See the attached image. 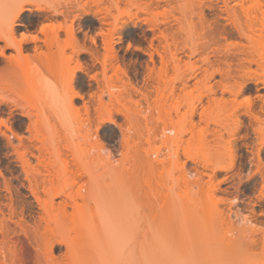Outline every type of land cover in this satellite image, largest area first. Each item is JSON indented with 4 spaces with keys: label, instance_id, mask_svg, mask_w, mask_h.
Segmentation results:
<instances>
[{
    "label": "rangeland",
    "instance_id": "rangeland-1",
    "mask_svg": "<svg viewBox=\"0 0 264 264\" xmlns=\"http://www.w3.org/2000/svg\"><path fill=\"white\" fill-rule=\"evenodd\" d=\"M9 1L0 0V21L4 19V10L11 5ZM57 1L56 3L58 4L66 0ZM84 1L86 3L89 2V0ZM110 1L93 0L91 2L90 0V4L88 3L90 7L88 6L89 8H87L92 12L74 21V28L77 29L76 36L79 43L84 44L87 49H90V47L95 49L90 42V39L95 37L96 50L98 51L97 61L91 59L86 53L79 55L78 60L83 65L82 71L75 70V63H72L70 66L60 68H47L43 64H38L37 68L30 67L32 65L23 66L16 69L14 73H7L4 71L5 61L0 59V117L8 119L13 128L23 137L22 145H18L19 141L13 139L14 145L20 146V151L27 152L29 158V154H38L36 148L42 146L47 151L45 155L46 163L53 166L59 165L61 161H70L72 157L71 151L75 149H78L81 155L86 152L93 157L102 155L105 159L109 158L114 167L122 164L130 169V163L135 157L133 159V161H136L135 179L132 182L136 183L137 197L134 204L136 224L144 223L146 225L150 223L153 217L164 211L165 202L170 197L185 194L195 196L198 192H200V195L206 194L204 190L201 192L196 187L190 188L189 186L190 182L196 179L197 172H202V179L205 183L210 178L204 174H211L214 182L221 181L224 178L228 179L227 182L220 186L226 192L218 191L215 196L228 200L237 199L232 204H221V208H231L233 211L239 210L244 215L249 214V210L252 207L256 213L258 209L263 210L264 202L257 201L260 180L258 175L253 177L249 175L255 171V165L250 163V158L255 160L256 157L251 155L249 151L255 153L258 145H253L252 149L244 147V143H248L250 146V139H244V135H252L249 119L244 115L246 101H255L256 105H261V102L255 97L264 95V90L260 89L263 85L260 82L256 85L253 82H248L245 85V92L237 96H232L228 93L221 96V91L218 87V85H221L220 83L233 84L234 80L241 81V68L238 64L244 56L233 54L237 51L240 43L241 45H247L248 43L245 39L238 37L239 35L233 27V17L227 18L226 13L221 11L222 9L224 10L225 3L228 7H232L234 4L243 1V5L247 7L251 4L250 0H224L225 3H223V0H165L159 2L160 4L154 5L150 14L139 12L136 9L139 6L136 3L141 4L140 0H134L133 2L121 1L117 10L112 9V14H117L118 22L120 24L124 23L126 28L122 30V35L119 32L114 35L116 43L119 36L122 41L114 45L118 62L115 60L112 63L116 64L117 62L120 66L123 64L122 67H125V72L127 71V78L130 79L131 84L134 85L139 94H132L129 90V85L125 83L127 79L122 75L120 76V74L115 76L116 74L115 72L113 73V69L109 64L106 65L107 70L102 68L100 64L104 57L102 56L103 49L99 32L100 29L105 32L109 26L108 24H99L91 13H94V10H102L110 5ZM260 1L263 3L262 0ZM200 5H203L204 8L203 19L197 17ZM79 13L80 11H73L68 19L71 20L74 14ZM238 14L241 21H244L242 13L239 11ZM99 15V18H102L103 14ZM252 15L257 16V20L254 23L257 35L255 36L254 47L257 55L262 56L263 59L261 58L262 60L260 59L258 62L261 65L260 68L256 64L251 65V73L255 77L264 78V16L258 11H255ZM57 21L62 22V17L53 16L50 18L48 13L44 12L42 14L35 12L32 14L24 13L22 22L25 27L16 28L15 36L23 32L36 35L39 38L35 45H26L29 54H33V46H37L43 53H48L49 50L54 52L57 49L54 45L51 48L47 46V48L44 43V40L46 38L49 39L48 37L52 32L47 31L46 36L42 35L40 27L42 24L50 25V23L55 24ZM111 21L112 19L107 18V22ZM132 23L136 24L135 28H132ZM28 24L33 26L29 27L27 26ZM153 27H155L153 31L149 30L153 29ZM159 30L165 34L168 33L166 36L175 42L168 39L171 42L169 46L166 43L164 44V41L159 38ZM83 32L84 35L81 37ZM220 34L221 36L224 34V38L219 37ZM58 36L62 44L66 39L64 31H59ZM151 39H153L152 49L149 48ZM127 43L131 45L129 49L126 48ZM164 45L167 46L166 48L169 51L171 50V53L164 49ZM134 47H139L143 50V53L142 51H136ZM162 48L165 51H162ZM153 49L163 52V54L165 52V55L160 54L164 56L166 61V75L162 78V81L164 80L162 83L163 95L160 96L159 105H155L157 109L154 108L155 106L153 107V101L158 100V98L156 99V91L154 92L153 90L156 85L154 80L156 76L153 78L148 75L149 72L147 70L152 67V64L147 52H153L151 53L153 54L155 70L159 69L162 64ZM65 53L69 55L71 50L66 49ZM170 54L171 56H176L175 59H179L177 62L179 63L178 70L174 67V57L169 56ZM9 55H15V52L9 50L7 51V56ZM167 58L171 60L170 63ZM104 69L105 71L103 72ZM190 69L192 72L189 71ZM217 69L226 71L225 74H230V78L227 76L225 79V77L214 74L213 71ZM228 70L230 73H227ZM190 73L192 74L191 77L193 76L192 78L189 77ZM72 74L74 75L72 83L74 88H72L75 91L77 89L83 99H73L72 104H70V95L73 90L69 87L72 85L69 84L71 83L69 79ZM244 79L247 80V78ZM181 82H186L189 85L187 90L191 93V98L198 95L203 96L202 104L197 107V113L193 117V122L196 125L195 134L199 133L196 139L192 138L190 133L185 134L186 129L189 127V123L184 116L185 110H187L184 105L185 102L182 101V105L176 109V101H171L170 91L175 88L173 91L174 98H177V93L182 87ZM207 87H212L216 90V98H223L225 110H223L224 108L220 109L223 112L219 110V113L215 107H211V101L208 100V97H205L207 96ZM140 93L149 95L148 98L150 97L151 101L148 98V102L143 100V94L141 95ZM189 93L185 95V98L189 97ZM116 97L119 98V103H117ZM101 98L104 107L99 104ZM110 100L114 101L110 103ZM150 106L152 109L149 108V110L148 107ZM201 106L203 107L201 108ZM107 109L111 112L117 126L103 123L102 119L107 115ZM9 110L11 115H9ZM118 110H124L127 117L119 114ZM21 113H29L30 119L20 116ZM214 113L221 115V119H223L222 127L207 123V115H214ZM144 115L147 116L146 121L143 119ZM235 115L238 116L241 122V129L236 134V139L232 141L236 147L234 168L226 172H211L209 169H204L202 165L205 163V158L216 159V152L219 149V138H217L219 133L212 131V129L214 128L221 132L223 137L228 140L231 137L227 132L233 128ZM30 122H33L34 126L36 125L31 133L26 131ZM149 129H151L150 132L148 131ZM0 130L5 132L6 135H10L4 127H0ZM262 132L264 133V124L262 125ZM163 135L170 138L168 142H164ZM181 137L182 141L179 142ZM124 139L132 147L130 153L125 149ZM156 151L158 153H155ZM147 153L152 155L153 160L157 158L161 162L158 165L159 170L155 174L149 175L148 171L143 167L144 160L148 156ZM188 153H191L192 156L194 155L197 158V162L189 161L187 159ZM260 155L264 163V147L260 148ZM31 161L34 166L36 160L31 158ZM223 161L226 160L223 159ZM18 165L16 154L6 146V140L0 136V171L3 174L0 177V207L4 203L9 202L8 197L10 194L14 199H20V202L22 200L24 207L29 209L30 215L35 217L36 213H41V211L28 191V181ZM237 173H241L240 176H236ZM106 183H109V179L106 180ZM253 184L255 189L252 188ZM6 185L9 187L10 193L5 191ZM56 186L58 184L55 183L53 187H40L39 194L42 199H51L52 190ZM243 193L249 194L250 197L245 199L241 195ZM55 202H57V199ZM245 202H248V204ZM255 202L261 205L260 208L254 206ZM25 216L28 215L25 214ZM52 218L54 219V217ZM69 220L70 218L66 223ZM29 223L31 222L29 221ZM50 225L52 229L55 228V220H51ZM54 231L55 233L50 234L49 238H46L42 243L45 246H51V254L58 260L59 264H66V259L64 258L65 248L57 243V230ZM49 239H51L50 242ZM184 243L195 249L197 248L199 251L198 255L178 257L170 264H182V262L192 261H198L199 264H227V261L213 256L216 251L211 253L213 258L205 255L197 239H192L191 241L190 237L186 236ZM22 244L25 249L26 264H33V250L24 238H22ZM254 251L258 253L260 248H256ZM254 259L257 260L256 257ZM38 260V264H49L45 258L43 259L42 253L39 255ZM258 260L264 262V256H260Z\"/></svg>",
    "mask_w": 264,
    "mask_h": 264
},
{
    "label": "bare ground",
    "instance_id": "bare-ground-1",
    "mask_svg": "<svg viewBox=\"0 0 264 264\" xmlns=\"http://www.w3.org/2000/svg\"><path fill=\"white\" fill-rule=\"evenodd\" d=\"M92 1L93 0H91V2ZM121 1L133 2L134 0H111L110 5L104 7L102 10H94V13L91 14L99 24H108L109 26L105 32L99 28V36L101 37L103 49L102 56L104 57V60L100 63L102 68L106 69V65L109 64L113 69V73L115 72L116 74L114 75L119 76L120 74V76L122 75L125 77L127 79L125 83L129 85L130 92L136 94L138 91L134 88V85L131 84L130 79L127 78V71L125 72V67H122L123 64L122 66L118 65L116 51L114 50V45L122 41V38L119 36L117 37L116 43L114 35L118 32L122 35V30L126 28L124 23L120 24L118 22L117 14H112V9L117 10ZM161 1L165 0H140L141 4L136 3L139 5H136V9H138L139 12L150 14L153 6L160 4L159 2ZM262 1L263 3L260 0H250L249 2H251V4L247 7L243 5L244 3H242V1L241 3L234 4L232 7H228L223 0L225 7L221 12H225L227 18L233 17V27L239 35L238 37L245 39L248 43L247 45H241L240 43V46H238L237 43L234 42L238 48L233 55L244 56L238 64L241 68V79L239 78L241 81L234 80L233 84L227 82L226 84L220 83L221 85H218V87L221 91V96L225 93L237 96L245 92V85L248 82H253L254 85L260 82L263 85L260 89L264 90V78L255 77V75L251 73V65L256 64L258 68L261 67L258 62L262 56L260 57L257 55L254 47L256 41L255 36H257L254 23L257 20V16L252 15V13L258 11L264 16V0ZM9 2H11V5L4 10V19L0 21V59L5 61V72L14 73L16 69L30 65H32L30 67L36 68L38 64H43L47 68H60L70 66L72 63H75V70L82 71L83 65L78 60L79 55L82 53L88 54L91 59L98 60L95 37L90 39L92 47L94 46L95 49H91V47L87 49L84 44L79 43L76 36L77 29L74 28L75 20H79L82 16L89 15L90 12H92L90 9L88 10L90 7V0L88 2L89 4L84 0H66L64 2H59L58 0V4L56 0H52L55 5L54 7L47 5L44 0H10ZM198 8L199 12L197 13V17L203 19V5H200ZM208 9H210V7H208ZM75 10L80 11V13L74 14L71 20H69L68 18L71 13ZM239 11L242 13L244 21H241L238 14ZM34 12L37 14H42L43 12L48 13V17L50 18L53 16L62 17V22L57 21L55 24L50 23V25L42 24L40 27V33H42V35L46 36L47 31L52 32L50 34L52 37L50 35L48 37L49 39L45 37L44 43L46 47L49 46L50 48L54 45V47L57 48L54 52L49 50L48 53H43L37 46H33V54H29L26 45H35L37 41H39V38L36 35L23 32L15 36L16 28L25 27V24L22 22V15L24 13L32 14ZM99 14H103L102 18H99ZM107 18L112 19V21L107 22ZM132 25V28H135L136 24L132 23ZM154 28L155 27L149 30L153 31ZM59 31H64L66 36L62 44L58 36ZM158 33L160 35L159 38H161L160 40H163L164 44L166 43L167 46H169L171 42L168 40L170 38L166 36L168 33L165 34L160 30ZM223 36L224 34L222 36L221 34L219 35V37ZM213 41L215 42V40ZM149 43V48L152 49L153 39H151ZM130 46L131 45L127 43L126 48L129 49ZM167 46L164 45L163 47L165 50L169 51L166 48ZM134 48L136 51H142L143 53V50L139 47ZM168 48L170 49V47ZM66 49L71 50L69 55L65 53ZM9 50H13L15 55L7 56V51ZM165 50L162 48V51ZM154 51L156 55L159 56L158 58L162 65L160 64V70H155L152 56L153 52H147V54L149 53V59L152 64V67L147 70L149 72L148 75L153 78L156 76L154 78L156 85L153 90L154 92L156 91V99L158 98V100L155 101L153 99V107L159 105L160 96L163 95L162 83L164 80L162 81V78L166 75V61L164 56L160 54H163V52ZM167 51L166 53H168ZM172 53L174 52L172 51ZM163 55H165V52ZM169 56H171V54ZM173 57L175 60H173L175 63L174 67L178 70L179 63L177 62L179 59H175L176 56ZM115 60L117 62L113 64L112 62ZM170 61L171 60H169V63ZM185 65L187 66L186 63ZM74 69L72 68V70ZM189 71L192 72L191 69ZM225 72L221 69L213 71L214 74L225 77L226 79L230 74H225ZM228 72L229 70L227 73ZM73 74L69 79V82H71L69 84H72L74 81ZM191 75L190 73L189 77H191ZM244 78H247V80ZM181 83L182 87L179 89V93H177V98H174L173 91L175 88H171L172 90L170 89L171 101H176V109L182 105V101L185 102L184 105L187 110H185L184 116L189 123V127L186 129L185 134L190 133L192 134V138L196 139L199 133L195 134L196 125L193 122V117L197 113V107L202 104L203 96L198 95L191 98L192 95L187 90L189 85H187L186 82ZM69 87L73 90L70 89L72 91L70 95V104H72L73 99H83V96L79 94L77 89L76 91L73 89V84ZM206 90L207 96H205V94L204 96L208 97V100L211 101V107H215L219 113L220 111L223 112L220 110L222 108L225 110L223 98H216V90L212 87H207ZM256 90H258V88H256ZM188 93L189 97H186L189 99L185 98V95ZM140 94L142 95L143 93ZM142 96L143 100L146 102H148V99L151 101V98H148L149 95L143 94ZM255 98L261 102V105H256L255 101H246L244 115L249 119V124L252 127V135H244V139H250V146L248 143H244V147L252 149L253 145H258V149L255 153L249 151L251 155L256 156L255 160L250 158V163L255 165V171L249 175L250 177L258 175L260 189L257 201L264 202V163L260 155V148L264 147V133L262 132V125L264 124V95H257ZM115 99L117 103H119V98L116 97ZM113 101L114 100H110V103ZM99 104L101 107H104L102 98L99 100ZM202 107L203 106H201V108ZM149 108L152 109L151 106L148 107V109ZM154 108L157 109V106ZM106 112L108 113L107 115L105 114V118L103 117L104 119H102L104 122H102L117 126L111 112L108 109ZM117 112L127 117L124 110H118ZM215 114L216 113H214V115H207V123L222 127L223 119H221V115ZM9 115H11L10 110ZM20 116L26 118L30 117L29 113H21ZM143 119L146 121L147 116L144 115ZM32 123L30 122L26 128V131L30 133L34 131L36 127V125L34 126ZM0 127H4L5 130L10 133V135H6L5 132L0 130V136L6 140V146L12 149L16 154V162L19 163L18 166L25 175V179L28 181L27 189L37 203L38 209L41 211V213H36L35 217L31 216L29 209L24 207L25 205L22 203V200L20 202V199H14L9 194V202L4 203L3 206L0 207V264H26L27 261L22 238L28 242L29 247L34 252L33 264H38L37 260L41 253L43 259L45 258L49 264H59L58 260L51 254V246H45L42 243L46 238H49L50 234L55 233L54 230H57V243L63 245L65 248L64 258L66 259V264H170L178 257H192L193 255H198L199 251L197 248L195 249L184 243V238L186 236H189L191 241L192 239L199 240L200 248L205 255L212 257L211 255L213 254L211 253L216 251L213 256L227 261V264H264L262 260H258L260 256H264V218H262L264 216V210L260 213H256L252 207V209L249 210V214L244 215L239 210L233 211L231 208H221V204H232L237 199L233 198L232 200H228L223 197L215 196V193L218 191L226 192V190H222L220 186L227 182V178L214 182L211 174H204L210 178L205 183L202 179V172H197L196 179L190 182L189 186L190 188L196 187L201 192L204 190L206 194L200 195V192H198L195 196L185 194L170 197L168 201L165 202L164 211L153 217L150 223L146 225H144V223L136 224L134 213V204L137 197L136 183L132 182L135 179L136 161H133L135 157H133L130 163V169L122 164L118 167H114L109 158L105 159L102 155H95L93 157L86 152L81 155L78 149H75L71 151L72 157L70 161H61L59 165L53 166L46 163L45 155L47 151L42 148V146L40 147L42 149L39 147L36 148L38 154H29V158L27 152L20 151V146L14 145L12 142L13 139L19 141L18 145H22L21 142L23 137L13 128L8 119L0 117ZM240 129L241 122L236 115L233 128L227 132L231 137L228 140L223 137L221 132L214 128L212 129V131L219 133L217 134V138H219V149L216 152V159L205 158V163H203L204 166L202 165L204 169H209L211 172H226L234 168L236 147L232 141L236 139V134ZM148 131L150 132L151 129ZM163 139L164 142H168L170 138L163 135ZM181 141L182 137L179 142ZM124 144L126 151L130 153L132 147L129 145V142L124 139ZM155 153H158V151ZM147 155L143 167L148 171L149 175L155 174V172L159 170L158 165L161 164V162L157 158L153 160L152 155L149 153H147ZM31 158L36 160V164H34L37 168L35 165L33 166ZM187 159L194 163L197 162V158L194 155L192 156L191 153L187 154ZM223 159L226 161H223ZM240 174L241 173H237L236 176H240ZM1 176H3V174L0 171V177ZM107 179H109V183H106ZM55 183L58 184V186L52 190L51 199L43 200L39 194V188L53 187ZM254 187L253 184L252 188ZM5 191L10 193V189L7 185L5 186ZM56 199L57 202H55ZM256 204L255 202V205ZM25 214L28 216H25ZM52 217H54V219ZM69 218V222L66 223ZM51 220H55V228L53 229L50 225ZM29 221L31 223H29ZM50 241L51 239H49V242ZM256 248H260V252L256 253L254 251ZM254 257H256L257 260L254 259ZM195 262L199 264L198 261Z\"/></svg>",
    "mask_w": 264,
    "mask_h": 264
},
{
    "label": "flooded vegetation",
    "instance_id": "flooded-vegetation-1",
    "mask_svg": "<svg viewBox=\"0 0 264 264\" xmlns=\"http://www.w3.org/2000/svg\"><path fill=\"white\" fill-rule=\"evenodd\" d=\"M29 23H30V22H29ZM27 26L31 27V26H33V25H32V24H28ZM18 28H24V27H18ZM83 35H84V32L81 33V37H83ZM241 195H242L245 199L250 197L249 194H244V193H243V194H241ZM245 203L248 204V202H245ZM252 205H253V203H252ZM254 206L257 207V208H260L261 205H259V204H256V205H255V204H254ZM263 210H264V209H263ZM263 210H259V209H258V210H257V213H260V212L263 211Z\"/></svg>",
    "mask_w": 264,
    "mask_h": 264
},
{
    "label": "clouds",
    "instance_id": "clouds-1",
    "mask_svg": "<svg viewBox=\"0 0 264 264\" xmlns=\"http://www.w3.org/2000/svg\"><path fill=\"white\" fill-rule=\"evenodd\" d=\"M44 2L47 4V5H50V6H55L54 3L52 2V0H44ZM182 264H196L195 261H192V262H182Z\"/></svg>",
    "mask_w": 264,
    "mask_h": 264
}]
</instances>
